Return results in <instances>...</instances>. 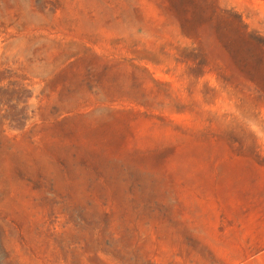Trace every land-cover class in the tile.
I'll use <instances>...</instances> for the list:
<instances>
[{"label": "rangeland", "instance_id": "obj_1", "mask_svg": "<svg viewBox=\"0 0 264 264\" xmlns=\"http://www.w3.org/2000/svg\"><path fill=\"white\" fill-rule=\"evenodd\" d=\"M0 264H264V0H0Z\"/></svg>", "mask_w": 264, "mask_h": 264}]
</instances>
